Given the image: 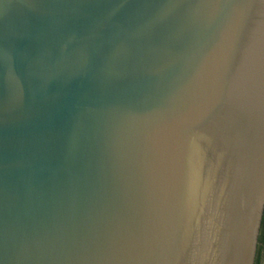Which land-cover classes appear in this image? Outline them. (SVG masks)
I'll return each instance as SVG.
<instances>
[{"label": "water", "instance_id": "water-1", "mask_svg": "<svg viewBox=\"0 0 264 264\" xmlns=\"http://www.w3.org/2000/svg\"><path fill=\"white\" fill-rule=\"evenodd\" d=\"M264 0H0V264H254Z\"/></svg>", "mask_w": 264, "mask_h": 264}, {"label": "flooded vegetation", "instance_id": "flooded-vegetation-1", "mask_svg": "<svg viewBox=\"0 0 264 264\" xmlns=\"http://www.w3.org/2000/svg\"><path fill=\"white\" fill-rule=\"evenodd\" d=\"M264 218V216H263ZM254 264H264V219L262 220Z\"/></svg>", "mask_w": 264, "mask_h": 264}, {"label": "trees", "instance_id": "trees-1", "mask_svg": "<svg viewBox=\"0 0 264 264\" xmlns=\"http://www.w3.org/2000/svg\"><path fill=\"white\" fill-rule=\"evenodd\" d=\"M264 219V218H263Z\"/></svg>", "mask_w": 264, "mask_h": 264}]
</instances>
